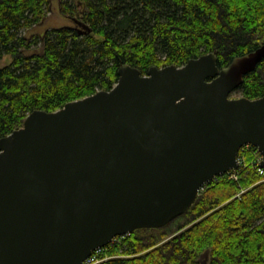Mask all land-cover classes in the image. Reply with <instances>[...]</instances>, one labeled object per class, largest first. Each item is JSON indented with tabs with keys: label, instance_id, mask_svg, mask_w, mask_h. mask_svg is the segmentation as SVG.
I'll return each instance as SVG.
<instances>
[{
	"label": "water",
	"instance_id": "1",
	"mask_svg": "<svg viewBox=\"0 0 264 264\" xmlns=\"http://www.w3.org/2000/svg\"><path fill=\"white\" fill-rule=\"evenodd\" d=\"M263 57L264 45L222 69L214 52L147 74L125 64L111 90L31 112L0 138V264H83L185 213L245 144L264 166V96L230 97Z\"/></svg>",
	"mask_w": 264,
	"mask_h": 264
},
{
	"label": "trees",
	"instance_id": "2",
	"mask_svg": "<svg viewBox=\"0 0 264 264\" xmlns=\"http://www.w3.org/2000/svg\"><path fill=\"white\" fill-rule=\"evenodd\" d=\"M51 1L0 0V59L11 57L0 66V138L34 110L111 90L122 65L147 74L214 52L222 69L264 45V0H61L76 25L29 39ZM237 91L264 96V57ZM246 158L237 179L219 175L185 213L116 237L94 264H264V179Z\"/></svg>",
	"mask_w": 264,
	"mask_h": 264
},
{
	"label": "rangeland",
	"instance_id": "3",
	"mask_svg": "<svg viewBox=\"0 0 264 264\" xmlns=\"http://www.w3.org/2000/svg\"><path fill=\"white\" fill-rule=\"evenodd\" d=\"M78 2V1H77ZM61 0H53L51 1L49 5V10L46 18L44 21L40 24H36L35 26L25 29L23 33L28 36L29 39L33 37H40L43 36L44 32L46 30L51 29L52 27H57V26H75V20L73 17L63 13L61 11V6H60ZM80 9L83 8L82 5L79 4ZM43 39V38H42ZM43 50V40L35 46L32 50L29 52H41ZM10 56H6L3 59H0V66H4L6 64H9L11 59ZM242 94L239 91H234L230 97L231 98H237L241 97Z\"/></svg>",
	"mask_w": 264,
	"mask_h": 264
},
{
	"label": "built area",
	"instance_id": "4",
	"mask_svg": "<svg viewBox=\"0 0 264 264\" xmlns=\"http://www.w3.org/2000/svg\"><path fill=\"white\" fill-rule=\"evenodd\" d=\"M247 152L252 153V158H251L250 161L254 165L256 170L259 172V174L261 176H263V179H264V166H262V164H261L262 161H263V154L260 151V149L257 146L253 145V144H245L243 147H241V149H240V151L238 153V156H237L238 167L235 168V169H232L230 171H227L225 173H222V174L223 175L228 174L231 178L237 179L238 174H239V169L240 168H244L245 165H246V162H247L246 161V159H247L246 158V153ZM222 174H220V175H222ZM218 176H216L214 179H216ZM203 187H202V189H203ZM115 239H116V237L111 242H113ZM104 247H100V248L95 249L92 252V254L83 262V264H94V263L98 262L100 260L101 254L103 253V251L105 249Z\"/></svg>",
	"mask_w": 264,
	"mask_h": 264
}]
</instances>
